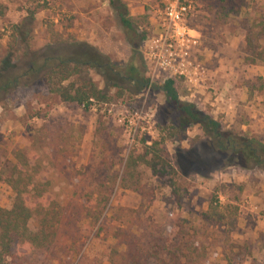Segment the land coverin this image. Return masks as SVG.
Returning a JSON list of instances; mask_svg holds the SVG:
<instances>
[{
  "label": "rangeland",
  "instance_id": "rangeland-1",
  "mask_svg": "<svg viewBox=\"0 0 264 264\" xmlns=\"http://www.w3.org/2000/svg\"><path fill=\"white\" fill-rule=\"evenodd\" d=\"M124 3L146 39L160 0ZM191 25L209 79L194 96L176 82L181 101L264 145V0H200ZM126 37L108 0H0V67L11 62L17 75L67 43L89 44L124 68L132 55ZM88 76L104 89L98 72ZM41 78L0 94V209L12 208L9 182L20 175L47 183L63 214L52 247L23 264H111L132 239L155 262L178 252L187 264H264L262 169L220 164L198 125L169 138L175 115L160 91H112L109 103L85 110L62 103ZM70 83L79 85V76ZM135 110L153 120L150 133L139 129L133 138L117 118ZM37 227L30 221L31 231Z\"/></svg>",
  "mask_w": 264,
  "mask_h": 264
},
{
  "label": "trees",
  "instance_id": "trees-1",
  "mask_svg": "<svg viewBox=\"0 0 264 264\" xmlns=\"http://www.w3.org/2000/svg\"><path fill=\"white\" fill-rule=\"evenodd\" d=\"M122 24L131 46L132 55L124 68L117 67L97 48L86 43H67L62 48H48L43 55L41 64L32 62L21 74H15L17 69L11 62L0 67V94H8L20 86L23 80H30L42 75V81L53 93L59 95L62 103L77 105L89 110L96 103L107 104L111 100V92L117 91L120 97L125 93L139 95L153 89L160 91L175 115L170 127H167L169 138L178 140L185 135L192 126H200L206 136L208 150L218 157L219 163L226 166H237L245 170L262 169L264 171V145L244 133L225 130L221 123L209 115L199 112L194 104L181 101L182 95L175 81L167 80L159 84L151 83L146 75V63L139 51L140 42L145 34L139 35L132 17H130L123 0H108ZM18 26L15 29L18 30ZM138 35V37H137ZM138 38V39H137ZM138 40V41H137ZM248 43L253 47L252 39ZM38 63V62H37ZM90 70L98 72L103 81L104 89H100L89 79ZM47 71L45 74H43ZM79 76L80 84L65 82ZM154 148V147H152ZM160 159V160H159ZM162 167L167 165L162 158ZM159 162H149L156 169ZM19 173V171H18ZM10 179V185L15 191V200L11 209H0V264H23L28 256L36 251L48 250L56 241L59 226L63 221V214L51 195L46 194L47 183L36 185L31 180L20 177ZM41 186L43 190H39ZM33 193V194H32ZM37 220L36 231H31L29 223ZM127 251L119 254L116 250L110 259L111 264H187V256L152 259L143 251L135 239L126 242ZM186 246V249H185ZM182 249L188 250V245ZM180 249V248H179ZM178 251H182L179 250ZM115 256V257H114ZM184 258V259H183Z\"/></svg>",
  "mask_w": 264,
  "mask_h": 264
},
{
  "label": "built area",
  "instance_id": "built-area-1",
  "mask_svg": "<svg viewBox=\"0 0 264 264\" xmlns=\"http://www.w3.org/2000/svg\"><path fill=\"white\" fill-rule=\"evenodd\" d=\"M200 0H160L150 35L141 47L151 83L181 82L191 93L200 94L209 79L202 59V38L192 27L199 14ZM153 116L135 110L117 118L134 138L139 129L150 133Z\"/></svg>",
  "mask_w": 264,
  "mask_h": 264
},
{
  "label": "crops",
  "instance_id": "crops-1",
  "mask_svg": "<svg viewBox=\"0 0 264 264\" xmlns=\"http://www.w3.org/2000/svg\"><path fill=\"white\" fill-rule=\"evenodd\" d=\"M124 1V0H123ZM140 6V5H139ZM132 16H133V14H131ZM210 53V52H209ZM207 55H209V54H207ZM220 63V62H219Z\"/></svg>",
  "mask_w": 264,
  "mask_h": 264
}]
</instances>
